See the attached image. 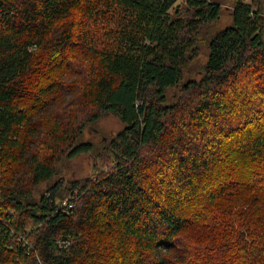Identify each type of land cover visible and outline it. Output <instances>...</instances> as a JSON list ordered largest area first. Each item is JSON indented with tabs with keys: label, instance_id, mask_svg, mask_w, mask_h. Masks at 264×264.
<instances>
[{
	"label": "trees",
	"instance_id": "obj_1",
	"mask_svg": "<svg viewBox=\"0 0 264 264\" xmlns=\"http://www.w3.org/2000/svg\"><path fill=\"white\" fill-rule=\"evenodd\" d=\"M231 10L185 80L220 0H0V264H264L263 89L230 116L264 86L238 88L264 80V0ZM109 113L107 170L66 181Z\"/></svg>",
	"mask_w": 264,
	"mask_h": 264
},
{
	"label": "rangeland",
	"instance_id": "obj_2",
	"mask_svg": "<svg viewBox=\"0 0 264 264\" xmlns=\"http://www.w3.org/2000/svg\"><path fill=\"white\" fill-rule=\"evenodd\" d=\"M220 3L222 4L223 11L221 14V17L218 21H216L213 25L210 27L204 28L200 35V42H199V50H198V57L190 64L186 75L185 80L192 79V80H199L203 74V68L207 62V56H208V39L210 36L216 34L218 31L222 30L223 28L229 26L232 23V16H231V8L232 5L235 3V0H220ZM257 74V72H255ZM247 76L245 75L244 78L241 81L240 86L238 87L239 90H243L246 85H252L256 82H262L264 83V80L258 81V77L260 76ZM259 83V84H260ZM259 91L256 92V97L250 99V101L253 102V104H249L248 107L243 103V100L245 99L244 96L239 97V101L242 103L244 108L241 111H237V113L233 110L230 114L231 118V125H238L241 120H245L247 117H251L253 114V110H249L251 107L257 106L260 104L258 102L259 100H263L261 93V90L264 91V86L258 87ZM235 87L232 88L229 92V96L232 97V94L234 92ZM181 90L182 85L170 90L168 93L169 96V103L171 105L176 104L177 101H179L181 97ZM238 90V89H237ZM249 101V102H250ZM229 117V115L227 114ZM224 117V116H223ZM223 117H218L213 119L210 124V128H213V124L219 123L222 127V125H225L221 123V119ZM247 124L244 123V126ZM125 127V124L122 123L119 118L109 113L105 115L103 118H101L99 121H97L94 124L88 125L84 131L83 140L87 142H91L96 147V152H92L90 154L84 155L79 158H74L71 160H67L65 162L61 163V166L59 167V176L65 177V180L68 182L75 181V180H81L87 176L95 175L97 173V170L104 169L103 166V160L99 156L100 151H103L106 144L109 142L111 138L116 136L119 132L123 130ZM239 129V128H238ZM237 129V130H238ZM0 181H1V175H0ZM239 222L238 219L233 218L231 220V224L229 227V230H232L233 226H237V223Z\"/></svg>",
	"mask_w": 264,
	"mask_h": 264
},
{
	"label": "built area",
	"instance_id": "obj_3",
	"mask_svg": "<svg viewBox=\"0 0 264 264\" xmlns=\"http://www.w3.org/2000/svg\"><path fill=\"white\" fill-rule=\"evenodd\" d=\"M69 204H70V203H68V204H67V203H65V205H64V206H65V207L69 206V207H71V208H72V207H73V205H72V204H70V205H69Z\"/></svg>",
	"mask_w": 264,
	"mask_h": 264
}]
</instances>
